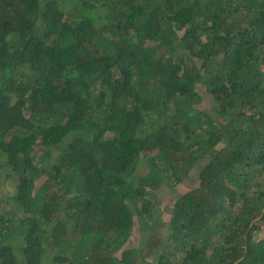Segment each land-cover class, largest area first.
<instances>
[{
    "label": "trees",
    "instance_id": "1",
    "mask_svg": "<svg viewBox=\"0 0 264 264\" xmlns=\"http://www.w3.org/2000/svg\"><path fill=\"white\" fill-rule=\"evenodd\" d=\"M0 153V264H264V0H0Z\"/></svg>",
    "mask_w": 264,
    "mask_h": 264
},
{
    "label": "rangeland",
    "instance_id": "2",
    "mask_svg": "<svg viewBox=\"0 0 264 264\" xmlns=\"http://www.w3.org/2000/svg\"><path fill=\"white\" fill-rule=\"evenodd\" d=\"M198 107L199 108H201V109H210L212 106H211V103H210V100H209V96L205 93V98H204V100L198 105ZM3 159H5L4 157H3V155L0 153V162H1V160H3ZM146 171V168H145V166H140L139 167V171L138 172H145ZM196 171H197V169L196 170H194V175H196ZM8 172L6 171V169L5 168H1V170H0V182H1V180L2 181H4V179L5 178H7L8 180H10V178L9 177H7L8 176V174L10 173H8ZM195 180V178H189L188 179V182H192V181H194ZM8 182V181H7ZM1 189H2V183H1ZM2 192V190L0 191V193ZM167 201H168V197H161L160 198V202H161V204L162 205H164V204H166L167 203ZM170 207H171V204L168 206V209H167V211H169L170 210ZM164 214L165 213H162V219L163 220H165L164 218H163V216H164ZM166 215V214H165ZM138 229H139V231H138ZM133 234L134 235H132V237H131V239H130V241L128 242V243H126L125 244V246H129V245H131V244H133L134 246H138V247H141V246H143V240H142V236L144 235V234H148V232L149 231H147L146 230V228L144 227V228H142L141 227V225H140V227L138 228ZM144 232V233H143ZM162 233H164V228H163V223H161L160 222V225H159V227L157 228V231L155 232V234L154 235H157L155 238H156V240L158 241V242H160L161 240H162ZM164 236H165V234H164ZM260 236H264V230L262 231V233L260 234ZM157 248H155V249H153V251L154 250H156ZM149 252H150V254H152V251H150L149 249H145L144 250V253L145 254H149ZM157 252V251H156ZM150 257H151V255H150Z\"/></svg>",
    "mask_w": 264,
    "mask_h": 264
}]
</instances>
